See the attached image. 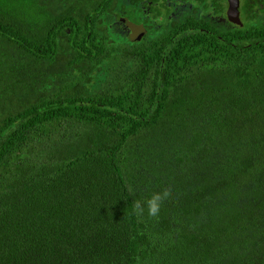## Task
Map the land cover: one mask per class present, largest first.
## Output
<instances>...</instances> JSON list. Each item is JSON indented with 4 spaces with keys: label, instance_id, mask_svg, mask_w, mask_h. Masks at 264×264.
<instances>
[{
    "label": "trees",
    "instance_id": "trees-1",
    "mask_svg": "<svg viewBox=\"0 0 264 264\" xmlns=\"http://www.w3.org/2000/svg\"><path fill=\"white\" fill-rule=\"evenodd\" d=\"M225 8L0 0V264H264V0Z\"/></svg>",
    "mask_w": 264,
    "mask_h": 264
},
{
    "label": "clouds",
    "instance_id": "clouds-1",
    "mask_svg": "<svg viewBox=\"0 0 264 264\" xmlns=\"http://www.w3.org/2000/svg\"><path fill=\"white\" fill-rule=\"evenodd\" d=\"M132 191V189H130ZM173 196L171 189H164L159 192L152 193L147 199L134 200L133 212L136 216L142 217L147 212V216L153 219L158 218L162 205L170 200Z\"/></svg>",
    "mask_w": 264,
    "mask_h": 264
},
{
    "label": "water",
    "instance_id": "water-1",
    "mask_svg": "<svg viewBox=\"0 0 264 264\" xmlns=\"http://www.w3.org/2000/svg\"><path fill=\"white\" fill-rule=\"evenodd\" d=\"M225 19L235 25H241L238 16V0H226V8L224 11ZM144 33L141 26L136 27V32L133 36L134 39H139Z\"/></svg>",
    "mask_w": 264,
    "mask_h": 264
},
{
    "label": "rangeland",
    "instance_id": "rangeland-1",
    "mask_svg": "<svg viewBox=\"0 0 264 264\" xmlns=\"http://www.w3.org/2000/svg\"><path fill=\"white\" fill-rule=\"evenodd\" d=\"M130 30H131V32H130L131 38H133V36H134V34L136 32V27L130 25Z\"/></svg>",
    "mask_w": 264,
    "mask_h": 264
}]
</instances>
